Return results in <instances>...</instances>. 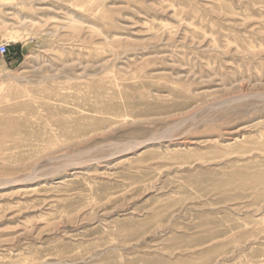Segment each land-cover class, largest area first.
Here are the masks:
<instances>
[{
  "label": "rangeland",
  "instance_id": "374dc122",
  "mask_svg": "<svg viewBox=\"0 0 264 264\" xmlns=\"http://www.w3.org/2000/svg\"><path fill=\"white\" fill-rule=\"evenodd\" d=\"M2 44L0 264H264V0H0Z\"/></svg>",
  "mask_w": 264,
  "mask_h": 264
},
{
  "label": "built area",
  "instance_id": "2783aa9c",
  "mask_svg": "<svg viewBox=\"0 0 264 264\" xmlns=\"http://www.w3.org/2000/svg\"><path fill=\"white\" fill-rule=\"evenodd\" d=\"M8 55H9V45L7 44L0 45V56L6 57Z\"/></svg>",
  "mask_w": 264,
  "mask_h": 264
},
{
  "label": "water",
  "instance_id": "95a60500",
  "mask_svg": "<svg viewBox=\"0 0 264 264\" xmlns=\"http://www.w3.org/2000/svg\"><path fill=\"white\" fill-rule=\"evenodd\" d=\"M22 54H25L26 53V48L25 47H22Z\"/></svg>",
  "mask_w": 264,
  "mask_h": 264
}]
</instances>
